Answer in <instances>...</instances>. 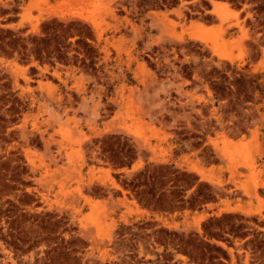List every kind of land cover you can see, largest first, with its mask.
Masks as SVG:
<instances>
[{
    "label": "rangeland",
    "instance_id": "rangeland-1",
    "mask_svg": "<svg viewBox=\"0 0 264 264\" xmlns=\"http://www.w3.org/2000/svg\"><path fill=\"white\" fill-rule=\"evenodd\" d=\"M0 264H264V0H0Z\"/></svg>",
    "mask_w": 264,
    "mask_h": 264
},
{
    "label": "bare ground",
    "instance_id": "bare-ground-1",
    "mask_svg": "<svg viewBox=\"0 0 264 264\" xmlns=\"http://www.w3.org/2000/svg\"><path fill=\"white\" fill-rule=\"evenodd\" d=\"M212 4H213L212 5V8L210 9L211 12H216L217 13L218 11H221L222 12V11L228 10V4H227V2H224V1H213Z\"/></svg>",
    "mask_w": 264,
    "mask_h": 264
}]
</instances>
